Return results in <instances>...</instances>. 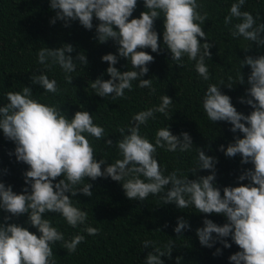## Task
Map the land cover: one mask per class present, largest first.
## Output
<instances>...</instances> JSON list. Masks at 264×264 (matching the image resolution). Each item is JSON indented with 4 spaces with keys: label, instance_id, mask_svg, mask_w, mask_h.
I'll use <instances>...</instances> for the list:
<instances>
[{
    "label": "clouds",
    "instance_id": "clouds-1",
    "mask_svg": "<svg viewBox=\"0 0 264 264\" xmlns=\"http://www.w3.org/2000/svg\"><path fill=\"white\" fill-rule=\"evenodd\" d=\"M244 4L245 0L233 3L224 23L231 24L233 17L237 18L240 22L233 26L232 36L255 42L257 47L264 46V37L261 36L264 23L257 24L258 17L254 18L248 11L242 12ZM136 7L137 0H50V8L57 10L51 23L59 19L67 26L70 21L78 20L84 28L91 30L95 17L99 21L96 25L97 41L105 43L112 39L119 46L118 55L108 53L102 57L109 64L106 72L110 79L98 77L92 81L90 86L97 95L124 97L125 90L131 91L132 82L137 80L138 87L152 88V80L141 77L149 72L147 65L154 61V57L138 49L150 48L152 52L159 53L161 45L154 24L160 17H163L164 25L163 44L170 51L171 60L181 67L183 57L187 56L188 60L195 61L197 73L205 81L210 79L205 60L211 59L209 49L213 45L207 42L202 27L208 14H201L197 0H144L147 10L142 11L138 18L133 17ZM199 38H205V42L201 43ZM248 49L244 48L246 52ZM73 51L71 44L55 49L41 48L38 61L49 67L47 62L51 60L65 73H71L76 70L74 61L83 65L88 63L84 53H78L75 60L66 55ZM118 57L130 61L132 70H118L114 66ZM244 65L251 69L247 77L249 87L246 88V97H241L239 102L251 106L250 114L239 112L231 97L221 91V85L225 84L223 81L219 85L210 84L203 97V108L211 122H228L230 131L243 134L235 137L226 149L220 145V150L230 158L239 154L241 164L253 165L238 177L239 181L247 179L249 183L226 186L223 195L215 185L217 158L207 155L202 148L196 147L198 165L190 171L195 174L201 169L211 170L210 174L191 180L188 175L178 176L176 171L164 175L156 158L157 148L168 152H188L193 148L189 133L174 135L166 126L157 131L155 143L140 134V126L150 118L154 119L157 112L171 119L168 109L173 100L168 95L161 97L162 102L158 106L136 113L132 126L127 129L128 134H125V128L119 129L122 138L117 147L122 159L107 163L102 157L96 159L93 144L88 138L103 139L105 129L94 123L87 110L77 111L69 119L61 106L34 98L29 86L8 92V102L0 106V129L15 143L16 159L29 166L24 179L31 191L25 187L21 193H16L11 185L6 186L0 180V209L11 214L5 216L4 221L12 216L28 214V222L38 229L40 235L17 223H0V264H55L52 245L59 241H64L63 247L68 253H74L85 240L84 235L77 234L70 241H65L64 234L53 227L45 214L58 213L73 228L85 224L88 213L75 206L72 197L78 192L91 197L92 185L84 181L100 177H111L121 182L130 200L145 201L149 194L163 192V204L175 203L179 209L193 205L198 213L224 215L227 222L223 225L205 217L203 227L196 229L200 244L211 248L219 241L225 248H230L231 244L224 238L231 236L240 251L230 255V261L234 264H264V55L246 56L241 68ZM72 78L65 76L70 84ZM30 79L44 92L58 91L56 81L45 74L32 75ZM238 81L239 84L245 83L242 72ZM227 86L233 87L231 83ZM105 143L111 146L113 141L108 139ZM104 164L107 166L102 170L101 165ZM57 177L63 178L54 183ZM170 183L171 188L166 189ZM188 228L189 222L179 217L174 231L179 235ZM83 231L92 236L99 234V229L92 226ZM150 245L151 241L143 243L144 248ZM165 247L167 251L154 248L149 252L145 264H164L161 257H171L174 242L170 241ZM220 251L218 248L214 255Z\"/></svg>",
    "mask_w": 264,
    "mask_h": 264
},
{
    "label": "trees",
    "instance_id": "trees-1",
    "mask_svg": "<svg viewBox=\"0 0 264 264\" xmlns=\"http://www.w3.org/2000/svg\"><path fill=\"white\" fill-rule=\"evenodd\" d=\"M197 2L201 5V14H208L202 27L207 42L213 45L209 49L211 59L205 60L210 79L205 81L197 73L195 61L188 60L187 56L183 57L181 67L171 60V53L163 44L164 25L163 17H160L154 24L161 45L159 53L152 52L150 48L138 49L154 57V61L147 65L149 72L141 77L151 79L152 88H140L137 86L139 81H133L132 90L126 89L124 97L113 98L111 95H97L90 86L98 77L110 79L106 72L109 64L102 57L108 53L118 55L119 47L112 39L105 43L97 41L96 25L99 21L95 17L91 30L84 28L78 20L70 21L65 26V21L57 19L53 24L51 20L57 10L50 8V0H0V106L8 102V92L20 91L29 86L34 98L46 104L61 106L69 119L77 111L87 110L92 114L94 123L105 129V137L101 140L88 137L93 144L96 159L102 157L107 163H114L116 159H122L117 147V142L122 138L119 129L125 128V134H128L127 129L132 126V118L136 113L158 106L162 102L161 97L168 95L173 100L168 109L171 119L157 112L154 119L150 118L140 126V134L155 143L157 131L168 126L174 135L189 133L193 148L188 152H168L157 148L156 158L164 175L176 171L178 176L188 175L191 180L210 174L211 170L201 169L195 174L190 171L198 165L196 147H199L207 155L217 158L215 185L221 189V195L226 186L249 183L247 179L239 181L238 177L253 165L241 164L239 154L230 158L220 150V145L226 149L235 137H242L243 134L230 131L231 124L228 122H211L203 108V97L210 84L219 85L223 81L225 84L221 85V91L231 97L232 104L239 112L250 114L251 106L239 100L246 97V88L249 87L247 77L251 69L248 65L241 68V64L246 56L264 55V46L257 47L255 42L232 36L233 26L240 22L237 18L233 17L231 24L225 25V17L237 0ZM145 10L144 0H137L133 17L138 18ZM241 11H248L254 18L258 17L257 24L264 23V0H245ZM261 36L264 37V33ZM199 39L201 43L205 42V38ZM63 44L73 46L74 51L66 55H71L74 60L78 53H84L87 65L74 61L76 70L65 73L59 64H52L51 60L47 62L49 67L39 63L38 52L41 48L55 49ZM244 48L249 49L246 52ZM114 66L121 72L132 70L130 61L124 57H118ZM240 72L244 74V84L238 83ZM41 73L56 81V93L44 92L42 87L32 84L30 77ZM66 75L73 77L71 84L66 81ZM228 83L232 84L231 89ZM108 139L113 141L111 146L105 143ZM15 147V143L6 138L0 129V180L6 186L11 185L16 193H21L25 187L31 191L24 179V172L29 166L16 159ZM106 166L101 165L102 170ZM62 178L57 177L54 183ZM87 182L92 185L93 195L89 197L78 192L72 197L73 204L88 213L85 224L73 228L58 213L45 214L53 227L64 234L65 241H70L77 234L85 237L74 253H68L63 247L64 241L53 244L55 264H145L149 252L154 248L167 251L165 246L170 241L174 242V247L171 257H161L164 264H234L229 257L240 249L231 236L224 238L231 244L230 248H225L219 241L209 248L202 246L196 235V229L203 227L205 217L223 225L227 222L224 215L198 213L193 205L179 209L175 203L163 204V192L149 194L145 201L130 200L125 195L122 183L111 177L96 180L86 178L84 183ZM165 188H171V183ZM10 215L0 209V223H17L40 235L38 229L28 222V214L12 216L10 220L4 221V217ZM179 217L188 221L190 228L178 235L174 228ZM88 226L98 228L99 234L88 235L83 231ZM145 241H151L152 245L144 248ZM218 248L220 253L214 255Z\"/></svg>",
    "mask_w": 264,
    "mask_h": 264
}]
</instances>
